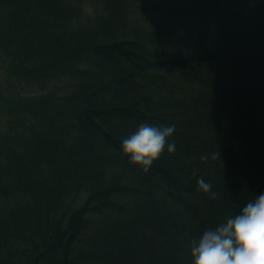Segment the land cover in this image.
<instances>
[{"label": "trees", "instance_id": "obj_1", "mask_svg": "<svg viewBox=\"0 0 264 264\" xmlns=\"http://www.w3.org/2000/svg\"><path fill=\"white\" fill-rule=\"evenodd\" d=\"M0 72V264H193L264 193V0H0Z\"/></svg>", "mask_w": 264, "mask_h": 264}, {"label": "clouds", "instance_id": "obj_2", "mask_svg": "<svg viewBox=\"0 0 264 264\" xmlns=\"http://www.w3.org/2000/svg\"><path fill=\"white\" fill-rule=\"evenodd\" d=\"M175 126L142 123L122 141L123 154L130 163L148 172L165 149L175 152V142H169ZM219 154H213V158ZM206 160V156L201 157ZM197 190L216 199L212 184L202 177ZM193 264H264V193L243 206L239 214L227 217L215 229L205 230L199 239L191 241Z\"/></svg>", "mask_w": 264, "mask_h": 264}, {"label": "rangeland", "instance_id": "obj_3", "mask_svg": "<svg viewBox=\"0 0 264 264\" xmlns=\"http://www.w3.org/2000/svg\"><path fill=\"white\" fill-rule=\"evenodd\" d=\"M1 73V72H0ZM25 84H27V82H25ZM29 94H33L29 93ZM7 128H5L4 123L0 121V134H3V132L6 130Z\"/></svg>", "mask_w": 264, "mask_h": 264}, {"label": "bare ground", "instance_id": "obj_4", "mask_svg": "<svg viewBox=\"0 0 264 264\" xmlns=\"http://www.w3.org/2000/svg\"><path fill=\"white\" fill-rule=\"evenodd\" d=\"M50 7V6H49Z\"/></svg>", "mask_w": 264, "mask_h": 264}]
</instances>
